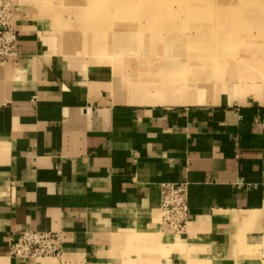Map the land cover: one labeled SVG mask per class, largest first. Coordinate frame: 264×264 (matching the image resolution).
<instances>
[{"label": "crops", "instance_id": "1", "mask_svg": "<svg viewBox=\"0 0 264 264\" xmlns=\"http://www.w3.org/2000/svg\"><path fill=\"white\" fill-rule=\"evenodd\" d=\"M16 31L0 60V264H264V107L116 103L107 70ZM166 184L186 185L181 232ZM27 230L60 234V257L13 258Z\"/></svg>", "mask_w": 264, "mask_h": 264}, {"label": "rangeland", "instance_id": "2", "mask_svg": "<svg viewBox=\"0 0 264 264\" xmlns=\"http://www.w3.org/2000/svg\"><path fill=\"white\" fill-rule=\"evenodd\" d=\"M90 1L87 10L79 0H0V12L14 30L51 39L53 53L74 65L107 70L116 103L166 107L136 98V86L172 79L196 97L167 107H264V0Z\"/></svg>", "mask_w": 264, "mask_h": 264}, {"label": "built area", "instance_id": "3", "mask_svg": "<svg viewBox=\"0 0 264 264\" xmlns=\"http://www.w3.org/2000/svg\"><path fill=\"white\" fill-rule=\"evenodd\" d=\"M18 34L6 14L0 12V60L16 58ZM161 210L164 223L176 232L184 229L187 218L186 185H162ZM62 237L56 233L34 230L19 232L10 239V255L26 260L57 259Z\"/></svg>", "mask_w": 264, "mask_h": 264}, {"label": "bare ground", "instance_id": "4", "mask_svg": "<svg viewBox=\"0 0 264 264\" xmlns=\"http://www.w3.org/2000/svg\"><path fill=\"white\" fill-rule=\"evenodd\" d=\"M75 1V0H74ZM80 2L78 3V6L83 7L84 9L86 8L88 10V8H90L89 6L92 4L90 0H87L84 2V0H79ZM97 1V0H96ZM157 1V0H156ZM150 2V1H149ZM154 2V1H153ZM161 2V0H160ZM86 4V5H85ZM141 4V3H140ZM156 4V3H155ZM204 5V4H203ZM201 6V5H200ZM149 7V6H148ZM172 8V7H171ZM227 8V7H225ZM173 9V8H172ZM170 10V9H169ZM186 12V11H184ZM184 16V15H183ZM170 18V16H169ZM234 19V18H233ZM51 23H52V27H56V28H60V22L58 20V18L56 17H52L51 18ZM62 27V26H61ZM152 27V26H151ZM178 34V33H177ZM179 35V34H178ZM142 37V35H141ZM183 37V36H182ZM174 81L172 79L170 80H161V81H149L146 84L143 83V85L139 88L138 86H136V95L139 100H142L143 102H148L150 104H162L165 105L166 107L168 105H171V103H186V101L188 102V97H194V96H189L188 93H186V91H188L186 89V87L184 86L183 83H179V84H174ZM186 83V82H185ZM198 83V82H197ZM131 85V84H130ZM208 86V85H207ZM217 87V86H216ZM131 88V86H130ZM190 88V87H188ZM192 88V87H191ZM220 88V87H219ZM234 89H237L238 92H246L248 90H251V88H253L252 86L248 87V86H244L241 84H236L235 87H233ZM116 90V89H115ZM196 90V88H195ZM214 90V89H213ZM222 90H224L222 88ZM226 90H230L227 89ZM252 90H257V89H252ZM131 91V90H130ZM125 92L124 91V97H125ZM220 93V92H219ZM200 94V93H199ZM208 94V92L206 93ZM218 94V93H217ZM123 95V93H122ZM203 96V95H202ZM201 96V97H202ZM240 96V95H239ZM196 97V96H195ZM204 97V96H203ZM129 98V97H128ZM229 98V96H228ZM231 98V97H230ZM198 99V98H197ZM200 99V97H199ZM205 99V98H204ZM131 100V99H130ZM195 100V99H194ZM201 100V99H200ZM262 101H260L262 104H264V98L261 99ZM125 101V100H124ZM206 101V99H205ZM123 102V100L121 101V103ZM197 102V101H196ZM201 102V101H200ZM213 102V101H212ZM228 102V101H227ZM237 102V101H236ZM198 103V102H197ZM246 103V102H245ZM131 104V103H130ZM188 104V103H187ZM199 104V103H198ZM209 104V103H208ZM232 104V103H231ZM141 105V104H140ZM211 105V104H210ZM177 106V105H176ZM185 106V105H184ZM163 107V106H162ZM171 107V106H170ZM179 107V105L177 106ZM181 107V105H180Z\"/></svg>", "mask_w": 264, "mask_h": 264}]
</instances>
